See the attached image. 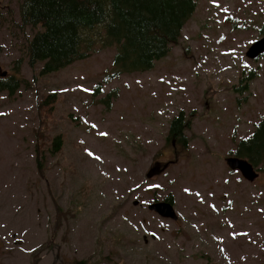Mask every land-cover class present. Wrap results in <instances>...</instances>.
<instances>
[{
    "label": "rangeland",
    "instance_id": "obj_1",
    "mask_svg": "<svg viewBox=\"0 0 264 264\" xmlns=\"http://www.w3.org/2000/svg\"><path fill=\"white\" fill-rule=\"evenodd\" d=\"M20 5L0 0V74L24 81L0 93V264H264V165L253 183L226 165L264 115V57H246L264 0H197L152 71L119 77L102 27L86 59L42 75ZM179 113L188 148L167 142ZM43 121L64 137L45 176ZM168 197L176 222L148 211Z\"/></svg>",
    "mask_w": 264,
    "mask_h": 264
},
{
    "label": "trees",
    "instance_id": "obj_2",
    "mask_svg": "<svg viewBox=\"0 0 264 264\" xmlns=\"http://www.w3.org/2000/svg\"><path fill=\"white\" fill-rule=\"evenodd\" d=\"M196 9L197 0H21L20 22L23 28L35 31L27 42L26 55L31 67L43 65L42 75L86 59L94 45L91 33L102 27L105 38L118 46L113 65L114 75L119 77L152 71L178 43ZM259 32L264 36V23ZM23 83L17 77H0V93L13 95ZM53 98L47 96L44 103H55ZM180 119L172 120L168 143L173 132L185 129ZM52 130L51 124L43 121L37 134H41L43 148L36 149L35 160L43 176L49 169L47 157H57L64 148V137L56 134L51 138L48 132ZM235 156L256 168L264 165V115L252 136L238 144ZM165 200L173 202L171 197Z\"/></svg>",
    "mask_w": 264,
    "mask_h": 264
},
{
    "label": "water",
    "instance_id": "obj_3",
    "mask_svg": "<svg viewBox=\"0 0 264 264\" xmlns=\"http://www.w3.org/2000/svg\"><path fill=\"white\" fill-rule=\"evenodd\" d=\"M264 55V37L255 41L246 53V57L251 60L259 59ZM7 76L6 73L0 74V77L5 78ZM227 167L234 172H239L242 177L248 182H255L259 178V172H257V168L247 159L239 158L236 156H231L226 158ZM168 165L164 168L160 169L158 167H153L147 173L148 179H153L156 176H160L163 174ZM148 211L155 213L157 216L171 220L178 221L179 216L175 209L174 203L169 201H154L148 205Z\"/></svg>",
    "mask_w": 264,
    "mask_h": 264
},
{
    "label": "flooded vegetation",
    "instance_id": "obj_4",
    "mask_svg": "<svg viewBox=\"0 0 264 264\" xmlns=\"http://www.w3.org/2000/svg\"><path fill=\"white\" fill-rule=\"evenodd\" d=\"M262 37H264V36L262 35ZM262 37H261V38H262ZM261 38H260V39H261ZM262 57H264V55L261 56L259 59H256V60H253V61H259ZM250 60H251V59H250ZM177 117H182V119H180V120H182V121L184 122V124L186 125V127H185V129L180 128L179 131H177V132H173V133H172L173 136H174V138L172 139L173 145L175 146L176 143H179L183 148H188L189 145H190L189 137H188V131H189L190 126H191V125H190V122H189V119H187V116L184 115L183 113H179V114H178L176 117H174V118H177ZM174 118H173V119H174ZM173 119H172V120H173ZM172 120H171V122H172ZM171 122H170V124H171ZM170 128H171V127H169V134H170ZM169 134H168L167 140H168V138H169ZM177 145H178V144H177ZM177 161H178V159H175L174 161H169V162L166 163L165 165H162L161 163H158V164H156V167L162 169V168H164L166 165H168V168L166 169V171H167L172 165L176 164ZM166 171H165V172H166ZM165 172H164V173H165ZM257 172H259V175H260L259 168H257ZM161 175H162V174H161Z\"/></svg>",
    "mask_w": 264,
    "mask_h": 264
},
{
    "label": "snow or ice",
    "instance_id": "obj_5",
    "mask_svg": "<svg viewBox=\"0 0 264 264\" xmlns=\"http://www.w3.org/2000/svg\"><path fill=\"white\" fill-rule=\"evenodd\" d=\"M103 135H106V134H103ZM89 155H92L91 153H89ZM97 159H100L99 157H96Z\"/></svg>",
    "mask_w": 264,
    "mask_h": 264
}]
</instances>
